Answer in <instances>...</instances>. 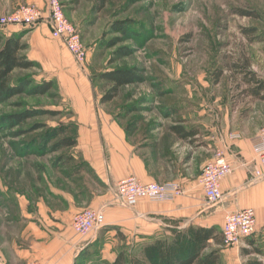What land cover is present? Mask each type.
Returning <instances> with one entry per match:
<instances>
[{
  "label": "rangeland",
  "instance_id": "1",
  "mask_svg": "<svg viewBox=\"0 0 264 264\" xmlns=\"http://www.w3.org/2000/svg\"><path fill=\"white\" fill-rule=\"evenodd\" d=\"M99 2L59 0L65 17L78 29L88 49L87 61L79 64L73 58L74 66L83 74L94 76L97 96L107 89L99 78L101 74L120 68L143 71V83L124 87L117 99L102 105L132 130L139 154L147 155L154 140L171 138L167 128L181 120L183 114H192L197 122L204 113L206 120L222 129L225 96L231 98L236 111L234 127L244 130L253 126V122L241 119V110L248 107L238 88L242 77L230 67L248 64L258 78L264 79V0H108L106 8L96 13ZM22 5L34 4L0 0V18ZM237 11L249 15L241 16ZM119 23H128L125 33L114 29ZM246 29L252 30L253 41L244 33ZM113 40L115 45H111ZM121 49L129 51V55L115 59ZM218 77L221 78L216 83ZM28 78L39 84L53 79L55 88L46 95L27 91L0 104V242L4 241L7 252L13 244L20 247L24 228L20 223V194L30 199L34 210L41 199L45 200V207L52 206L53 201L47 197L49 185L61 184V179L76 166L75 162L65 161L72 149L57 146L62 135L53 140L56 131L71 124L70 102L62 96L56 78L38 69L17 70L11 85L20 86ZM217 97L219 116L214 122L209 115ZM56 111L60 113L57 116L47 114ZM31 112L43 115L26 117ZM20 115L24 119L21 123L14 119ZM192 122L188 123L190 127L195 126ZM201 155L203 159L204 151ZM148 226L153 230V226ZM106 227L92 236L100 238ZM169 230L164 226L147 234L151 235L150 240L168 238ZM111 231L102 235L100 244L88 251L81 263L112 264L121 250L136 252L145 245L141 238L149 237L128 229ZM258 244L259 251L247 257L242 256L241 248H226L222 264H246L252 260L264 264V242Z\"/></svg>",
  "mask_w": 264,
  "mask_h": 264
},
{
  "label": "crops",
  "instance_id": "2",
  "mask_svg": "<svg viewBox=\"0 0 264 264\" xmlns=\"http://www.w3.org/2000/svg\"><path fill=\"white\" fill-rule=\"evenodd\" d=\"M26 1L43 10L48 5V0ZM0 30L7 36L25 34L24 40L29 45L26 55L41 65V73L56 78L62 96L72 107L70 121L77 126L75 158L87 165L80 174L65 176L61 184L49 185L47 197L53 201L52 206L45 207V200L41 199L38 209L34 210L30 199L20 194V223L24 226L20 232V247L13 244L7 252L4 241L0 242V264L31 261L74 264L80 253L98 238H82L73 229L74 216L85 208L103 211L108 226L104 229H128L143 233V237L149 236V231L155 233L164 226L171 230L190 226L217 227L221 231L226 214L252 208L257 218L256 233L237 248L260 247L258 242H264V180L254 181V171L261 165L253 151V139L264 127V106H258L264 101H251L249 96L241 94L248 106L241 110V119L253 122L252 127L243 130L234 127L236 111L231 106V98L224 95V102H227L224 103L222 129L206 120L208 116L204 113L197 122L193 121L192 114H183L174 125L181 121L183 126L195 128L197 133L192 139H179L170 132L169 126L167 130L171 138L154 140L147 148L149 153L141 155L126 132L127 125L117 114L102 106V96H97L90 75L83 74L78 66H74L73 56L62 41L52 39L50 27L45 22L34 29L9 26ZM219 99H214L212 114L209 115L214 122L219 116L216 109ZM190 122L195 126L190 127ZM234 135L239 137L232 138ZM218 147L225 149L234 172L222 182V202L210 206L205 201L199 178ZM129 177L144 183L158 179L177 182L183 186L184 193L174 200H141L135 207H128L119 200L117 185ZM148 225L153 226V230L147 228ZM150 236L141 238V241L144 240L145 244L152 242L155 238L150 240ZM224 249L222 255L228 252Z\"/></svg>",
  "mask_w": 264,
  "mask_h": 264
},
{
  "label": "trees",
  "instance_id": "3",
  "mask_svg": "<svg viewBox=\"0 0 264 264\" xmlns=\"http://www.w3.org/2000/svg\"><path fill=\"white\" fill-rule=\"evenodd\" d=\"M108 0H100L99 6L95 10L96 13H100L107 6ZM241 16H248L242 11H237ZM128 23H119L114 26V29L119 32L125 33ZM244 33L253 41L251 36L252 30L246 29ZM25 34H13L7 36L0 30V104L4 101L13 98L17 95L31 92L34 95H46L55 88V81L45 80L42 83H36L31 78L23 80L20 86H12L11 79L17 70L30 71L38 69L41 71V65L36 61H32L26 55V50L29 45L24 40ZM114 41V40H113ZM116 41V40H115ZM115 41L111 45H115ZM126 50V49H125ZM129 55V51L124 49L119 52L118 58ZM112 60V63H115ZM231 69L241 76L238 88L241 90V94L249 96L251 101H264V79H260L252 72L248 64H233ZM222 74V71L219 72ZM100 80L107 85V89L101 97V103L107 104L117 99L121 90L130 85L140 84L145 81L143 71L137 68H120L115 70H109L99 76ZM218 77L216 83L219 82ZM94 83V76L91 78ZM41 113V114H40ZM43 112L39 114L31 112L27 113L26 117H35L36 115H43ZM46 113V112H45ZM50 115H59V112H47ZM71 115V112L69 113ZM119 118V117H118ZM17 121L23 122V117L16 116L14 118ZM63 128V129H62ZM56 131L53 140L57 136L62 135L58 140L57 146L59 148L72 149L71 156L66 158L67 163H76L73 170L68 173L67 176H75L80 174L83 170L87 169L85 162H81L80 159L75 158L74 148L77 146V126L75 123L67 126H63ZM126 132L131 136L132 130L129 127L126 128ZM170 132L175 134L181 140H190L196 135L197 130L195 128H187L181 124L170 127ZM49 140V139H47ZM119 230V228L113 227L104 229L101 232L100 238L98 237L94 242L90 243L76 258L74 264H83L82 257H85L88 251H91L94 247L100 244L101 237L107 231ZM170 236L168 238H155L152 242L140 247L136 252L129 253L126 250H121L112 264H222V250L224 248L223 234L217 227L202 228L190 226L183 230H169ZM121 237H123L120 234ZM249 249H242V256L247 257L256 254L259 251L257 248L251 246ZM86 258V257H85ZM246 264H263L261 261L252 260Z\"/></svg>",
  "mask_w": 264,
  "mask_h": 264
},
{
  "label": "built area",
  "instance_id": "4",
  "mask_svg": "<svg viewBox=\"0 0 264 264\" xmlns=\"http://www.w3.org/2000/svg\"><path fill=\"white\" fill-rule=\"evenodd\" d=\"M45 22L51 31L53 40L62 41L75 61L83 64L88 59V49L82 43L78 29L64 15L59 0H48L46 9L37 6H19L13 13L0 18V28L21 26L34 29ZM234 135L232 138H238ZM253 151L260 161V168L254 171V181L264 180V127L253 139ZM234 172L233 165L227 159L225 149L218 147L214 157L202 169L199 182L205 201L210 206L220 204L224 198L222 182ZM119 200L128 207H135L141 200L165 202L174 200L184 193L177 182L144 183L135 177L121 180L117 185ZM105 215L102 210L85 208L73 218V229L82 238H89L99 228L104 227ZM257 230V218L254 209L245 208L226 214L222 234L224 247H238L251 238ZM28 264H41L32 261Z\"/></svg>",
  "mask_w": 264,
  "mask_h": 264
}]
</instances>
